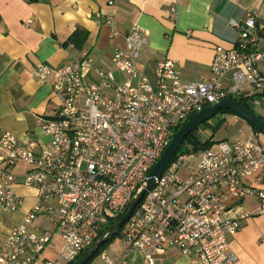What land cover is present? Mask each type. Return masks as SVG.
<instances>
[{
  "label": "built area",
  "instance_id": "built-area-1",
  "mask_svg": "<svg viewBox=\"0 0 264 264\" xmlns=\"http://www.w3.org/2000/svg\"><path fill=\"white\" fill-rule=\"evenodd\" d=\"M168 12L173 18L176 7ZM105 21L113 26L114 16ZM231 26L241 31L239 38L230 48L215 49L207 79L182 81L176 61L164 57L153 85L136 65L148 35L137 24L124 46L114 50L111 67L96 70L97 81L88 79L92 58L87 52L61 67H33L31 76L52 87L58 104L41 120L46 140L21 142L10 132L0 136V208L14 213L23 207L19 186L35 192L0 247V264L75 260L144 187L176 128L190 115L225 99L264 104L257 12H247L242 24L231 20ZM113 70L125 78L117 83ZM227 74L230 84L223 85ZM19 164L23 168L15 171ZM263 174L264 143L251 127L245 138L179 152L119 230L120 256L101 251L96 257L102 264H124L127 254L138 251L142 264H155L173 246L190 255L192 264H235L228 237L239 230L240 213L227 214L249 196L257 200V213H264V188L246 181L258 183ZM39 218L46 219L45 226L36 224ZM48 249L56 250L55 260L44 256ZM93 260L88 264H96Z\"/></svg>",
  "mask_w": 264,
  "mask_h": 264
},
{
  "label": "crops",
  "instance_id": "crops-1",
  "mask_svg": "<svg viewBox=\"0 0 264 264\" xmlns=\"http://www.w3.org/2000/svg\"><path fill=\"white\" fill-rule=\"evenodd\" d=\"M171 5L176 7L173 18L168 12ZM251 10L257 12V25L261 29L258 49L263 57L259 66L264 69V0H115L111 5L108 0H0V136L10 132L21 142L47 139L41 120L54 114L58 98L48 83H38L31 76L37 63L61 67L87 52L92 58L88 79L97 81L96 70L111 67L114 50L124 46L126 34L137 24L148 35L136 65L153 85L157 62L164 57L176 61L182 81L207 79L215 49L230 48L239 38L241 31L231 26V20L242 24ZM107 15L114 16L113 26L106 23ZM77 28L88 33L82 48L63 47L62 43ZM113 72L117 83L125 78L117 70ZM221 82L230 84V75ZM252 109L264 119V104ZM203 127L211 129L207 138L216 143L245 138L250 125L236 115L223 114ZM214 127L217 128L212 131ZM217 131L220 136L214 137ZM256 136L264 143V134ZM20 165L18 171L23 168ZM246 181L264 188V174L258 183L253 179ZM17 190L24 195V205L17 212H4L11 221L0 232V247L35 199L34 190L21 186ZM256 207V198L249 196L227 214L240 213V228L228 237L237 258L235 264H264V213L258 214ZM242 211L249 216L242 217ZM45 220L39 218L36 224L43 227ZM103 251L111 258L120 256V239ZM44 256L55 260L56 250L48 249ZM93 261L102 264L98 257ZM124 264H142L141 254L130 252L124 257ZM155 264L192 262L190 255L168 246L155 258Z\"/></svg>",
  "mask_w": 264,
  "mask_h": 264
},
{
  "label": "water",
  "instance_id": "water-1",
  "mask_svg": "<svg viewBox=\"0 0 264 264\" xmlns=\"http://www.w3.org/2000/svg\"><path fill=\"white\" fill-rule=\"evenodd\" d=\"M219 110H229L236 116L244 120L247 124L257 128L264 134V119L256 114L254 111L239 104L236 100L225 99L213 105L202 108L196 112L188 121H186L178 131L173 135L171 141L166 146L161 156L148 173L145 180L144 187L141 188L133 197L129 205L120 213V215L100 234L90 246L72 263V264H86L89 259L109 240H111L121 229L125 221L133 212L136 205L143 197L145 191L151 188L154 180L159 178L162 171L168 165L170 159L177 152L178 148L184 141L185 137L194 131L200 124L210 120Z\"/></svg>",
  "mask_w": 264,
  "mask_h": 264
},
{
  "label": "trees",
  "instance_id": "trees-1",
  "mask_svg": "<svg viewBox=\"0 0 264 264\" xmlns=\"http://www.w3.org/2000/svg\"><path fill=\"white\" fill-rule=\"evenodd\" d=\"M87 36H88V33H87V31H85V30H82V29H79V28H77V29H75L72 33H71V35L62 43V46L63 47H66V46H68V45H73L75 48H77V49H81L82 48V46H83V44H84V42L86 41V39H87ZM239 104H241V105H243L244 107H246V108H248V109H250V110H252L253 111V109H252V107L250 106V104L246 101V100H244V99H237L236 100ZM195 114V113H194ZM194 114H192V115H190L189 116V118H188V120L194 115ZM218 114H221V115H223V114H232V115H235L234 113H232L231 111H229V110H219L216 114H215V116H217ZM214 116V117H215ZM214 117H212L211 119H213ZM210 119V120H211ZM187 120V121H188ZM209 121V120H208ZM208 121H205V122H203L202 124H200L194 131H191L186 137H185V139H184V141L182 142V144L180 145V147L181 146H183V148H182V150L180 151V152H185V151H188V150H190V149H192V150H199V149H206V148H209V147H211V145L214 143L213 141H212V139L211 138H206V139H204V140H200L199 138H198V136L196 135V133H197V130L200 128V127H203V126H205L206 124H207V122ZM218 124V123H217ZM219 124H220V122H219ZM182 126V125H181ZM181 126H179L178 128H176V130H175V133L178 131V129L181 127ZM250 127H251V129L254 131V132H256V133H261V131L260 130H258L257 128H255V127H253V126H251L250 125ZM217 127H214L213 129H212V131H214L215 129H216ZM178 153L176 152L174 155H173V157L171 158V160L172 159H174V157L177 155ZM110 224L112 223V221H110L109 222ZM107 227H105L101 232H100V234H102L103 232H104V230L106 229ZM119 231H118V233L116 234V236H118L119 235ZM114 238V237H113ZM112 238V239H113ZM111 239V240H112ZM111 240H109L107 243H109ZM106 243V244H107ZM105 248V244L93 255V257L91 258V259H89L88 260V262L86 263V264H88L90 261H92L101 251H103V249ZM82 254V253H81ZM79 257V256H78ZM77 257V258H78ZM76 258V259H77ZM75 259V260H76ZM75 260H72L71 262H69L68 264H72Z\"/></svg>",
  "mask_w": 264,
  "mask_h": 264
},
{
  "label": "rangeland",
  "instance_id": "rangeland-1",
  "mask_svg": "<svg viewBox=\"0 0 264 264\" xmlns=\"http://www.w3.org/2000/svg\"><path fill=\"white\" fill-rule=\"evenodd\" d=\"M251 106V105H250ZM252 107V106H251ZM254 109V108H253ZM221 114H218L217 116H215L216 118L217 117H219ZM209 131H211V129L210 128H206V127H200L199 128V130H198V132L196 133V135L198 136V138L200 139V140H204V139H206L207 137H209V135H208V132ZM220 136V131H217L216 133H215V136L214 137H219ZM182 148H183V146H181V147H179L178 148V150H177V153H179L181 150H182ZM23 167V165H20V168H22ZM15 171H18V169H15ZM5 211H0V232H1V230L4 228V227H6V226H8V225H10V218H9V215L7 214V213H4ZM110 225V223H108L107 225H106V227H108ZM122 228H124V225H123V227ZM118 239H119V237L118 236H114V238L109 242V243H107V244H105V247L108 245V244H110V243H118Z\"/></svg>",
  "mask_w": 264,
  "mask_h": 264
}]
</instances>
